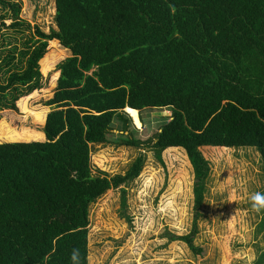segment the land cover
<instances>
[{
    "label": "trees",
    "instance_id": "trees-1",
    "mask_svg": "<svg viewBox=\"0 0 264 264\" xmlns=\"http://www.w3.org/2000/svg\"><path fill=\"white\" fill-rule=\"evenodd\" d=\"M51 40L71 54L38 101L54 105L39 128L46 138L0 140V264H88L96 202L114 188L132 223L146 153L161 158L170 146L190 156L195 227L228 196L225 152L203 147L251 162L239 170L236 207L253 220L231 240L230 264H264V0H0V111L40 86ZM126 107L142 121L144 109L170 111L141 137ZM115 119L127 138H108ZM111 141L129 151L115 173L92 161ZM190 253L164 263L195 264Z\"/></svg>",
    "mask_w": 264,
    "mask_h": 264
},
{
    "label": "rangeland",
    "instance_id": "rangeland-1",
    "mask_svg": "<svg viewBox=\"0 0 264 264\" xmlns=\"http://www.w3.org/2000/svg\"><path fill=\"white\" fill-rule=\"evenodd\" d=\"M69 54L71 51L56 40L49 41L48 50L39 62L42 71L39 89L27 99L20 97L16 100L14 110L0 111V140L46 138L39 128L45 124L54 105L38 101L56 90L61 74L56 63ZM44 110L46 115L40 120L35 112ZM169 111V108L144 109L141 114L146 115L145 121L141 120L138 112L139 125L126 112L132 117L134 135L147 137L166 120L161 114ZM25 131L34 135L26 136L23 134ZM38 131L44 134L36 136ZM127 137L121 122L115 119L108 138L118 141ZM112 141L97 146L99 150L92 153V161L102 169L115 173L122 170L129 160V151L124 147H115ZM203 150L207 156L214 158L225 152L229 161L228 168L221 172L218 170L220 188L228 189L223 210L216 212L209 209L208 218L199 220L195 227L191 209L193 175L188 152L181 146H170L161 151L160 158L147 151L140 173L144 181L131 201L132 223L120 216L119 195L114 188L93 207L87 225L88 264H168L164 262L186 261L184 255L191 254V250L197 255L195 264H230L231 240L236 233L243 235L248 231L253 220L248 212L236 207L241 186L239 170H248L251 162L244 159L241 164H236L231 152L224 146H204ZM155 161L159 167H154Z\"/></svg>",
    "mask_w": 264,
    "mask_h": 264
},
{
    "label": "bare ground",
    "instance_id": "bare-ground-1",
    "mask_svg": "<svg viewBox=\"0 0 264 264\" xmlns=\"http://www.w3.org/2000/svg\"><path fill=\"white\" fill-rule=\"evenodd\" d=\"M37 89H39V87H37L36 89H34L33 91H32V93L34 92V91H36ZM32 93H30V94H28V95H25V96H22L21 98H29L30 96H31V94ZM126 110L129 112V114L133 117V119L136 121V123L139 125L140 124V120H139V116H138V110L136 109V108H132V107H126ZM35 114H36V116L41 120L42 119V117H44L45 115H46V110H44V111H36L35 112ZM41 134V133H43V132H37L35 135L37 136L38 134ZM22 134V133H21ZM24 135H28V136H30V135H34V134H32V133H26V131L23 133ZM44 134V133H43ZM18 135V134H17ZM26 135V136H27ZM18 136H20V134L18 135Z\"/></svg>",
    "mask_w": 264,
    "mask_h": 264
}]
</instances>
